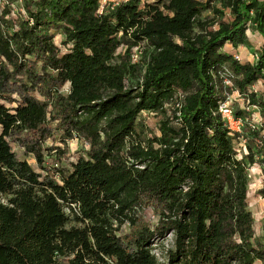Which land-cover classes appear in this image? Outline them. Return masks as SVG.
<instances>
[{"label":"trees","instance_id":"1","mask_svg":"<svg viewBox=\"0 0 264 264\" xmlns=\"http://www.w3.org/2000/svg\"><path fill=\"white\" fill-rule=\"evenodd\" d=\"M212 1L126 0L98 14V0H24L10 16L13 0H4L0 264H264L246 173L247 162H264V119L254 124L232 107L243 120L232 132L218 112L217 75L228 67L264 118L250 89L264 78V0ZM205 10L214 16L202 19ZM250 29L262 44L242 62L223 48L247 45ZM141 43L143 73L128 86L138 65L117 51ZM177 93L158 132L138 119L164 113ZM73 138L86 145L74 155L57 145ZM148 208L156 223L143 219ZM168 234L163 263L151 245Z\"/></svg>","mask_w":264,"mask_h":264},{"label":"rangeland","instance_id":"2","mask_svg":"<svg viewBox=\"0 0 264 264\" xmlns=\"http://www.w3.org/2000/svg\"><path fill=\"white\" fill-rule=\"evenodd\" d=\"M24 0H13V2L9 5V8L11 9L10 16L15 15L17 11L22 9ZM205 1V0H201ZM212 4L216 7L221 8L220 3L217 0L212 1ZM6 7V4L2 5L0 4V13L4 11ZM214 16L213 12L211 10H205L201 18L202 19H211ZM224 19H228V15H225L223 17ZM249 43L245 46H240V48H237L238 50H233L231 46H227L226 50L231 53L239 54L240 59L242 62H252L253 58L251 56V52H257L259 51L262 40L259 37V35L252 31L250 29L247 32ZM60 40V36L58 33L55 34L54 41L57 43ZM146 51H148L147 47L145 46V43H141L138 46L132 47L129 52L126 51V46L121 45L117 51L120 55H127L129 54V60L133 63L138 65V70L135 75H131L127 77L126 83L128 86H134L141 78V75L143 73V68L141 67V61H142V54H144ZM137 52V57L133 58V55ZM126 58V57H125ZM117 60V59H116ZM236 77V76H235ZM235 79V78H234ZM233 79V81H234ZM234 88V85H233ZM255 88L258 91L259 99L264 100V78H260L256 82L253 83V86L250 88ZM228 89V92L231 93V105L235 110H239L242 112V115L244 114L248 120H252L254 124H261L263 122V112L260 109L258 105L251 104V106H248L246 108V100L245 96L242 94H237L234 92V90ZM62 92L66 93V87L64 86L62 88ZM181 97V94L177 93L176 96L173 98V100H169L165 102L164 104V113H153V112H147L143 111L139 115V120L143 121L146 125H148L149 129L153 132H158L156 125L158 122L166 117H172L174 114V111H176V108L178 107V104L176 101H178ZM244 112V113H243ZM175 115H177L175 113ZM263 133H264V122H263ZM147 134V133H146ZM52 143L50 141L46 142V145H51ZM60 147H63L66 145V149L69 154L74 155L79 149H82L86 145L78 138H73L66 141V144L58 143L57 144ZM235 147L238 151L239 157L243 156L247 149L245 146L236 143ZM13 150L17 153V155L20 158L26 159V161L36 170L40 171V168L36 165L35 157L32 154L23 155L21 152V149L17 146L13 145ZM264 162H257L254 164H250L247 162L246 165V173H247V179H248V193H247V204L248 209L251 211L254 222H253V228L255 231V234L257 236H260L264 240V195H260L258 193V190L263 186V177H264ZM2 200H4L3 197L0 196ZM141 215L143 216V219L145 221H148L149 223H156L159 219V214L155 212L153 209L148 208L146 210H143L141 212ZM124 228L127 229V225L124 226ZM174 247L173 242V235L168 234L164 238L156 239L151 245V252L155 255L156 258H158L159 261L165 262L167 251L169 249H172Z\"/></svg>","mask_w":264,"mask_h":264},{"label":"built area","instance_id":"3","mask_svg":"<svg viewBox=\"0 0 264 264\" xmlns=\"http://www.w3.org/2000/svg\"><path fill=\"white\" fill-rule=\"evenodd\" d=\"M126 0H98V8L97 13L103 14L104 12L108 10L114 9L116 6H118L121 2H124ZM4 0H0V4H2ZM251 56L253 58V61L256 59V54L251 52ZM137 57V52L133 55V58ZM234 57L238 60H240L239 54L234 53ZM218 77L220 79V82L223 86V99L218 104V112L220 113L221 117L226 121L228 128L235 133H241V129L243 126V120L241 118H237L234 116L233 108L231 105V93L228 92V89L234 90L237 94H239L238 90L233 88V79L234 75L230 71V69L226 66L222 67L218 71ZM66 87V91L68 90V86ZM231 90V91H232ZM251 91L256 92L257 90L255 88H252ZM246 100V104H248V99ZM248 108V106L246 107ZM252 122V120H251ZM253 123V122H252ZM239 144L244 145V139L240 136L239 138Z\"/></svg>","mask_w":264,"mask_h":264},{"label":"crops","instance_id":"4","mask_svg":"<svg viewBox=\"0 0 264 264\" xmlns=\"http://www.w3.org/2000/svg\"><path fill=\"white\" fill-rule=\"evenodd\" d=\"M227 46H230V45H229V44H226V45L224 46V48H223V49H227V48H226ZM237 48H240V46H238ZM237 48H236V49H233V50H235V51H236V50H238Z\"/></svg>","mask_w":264,"mask_h":264}]
</instances>
